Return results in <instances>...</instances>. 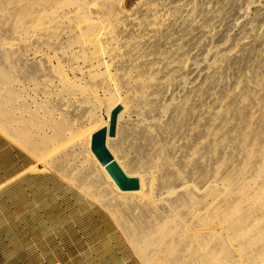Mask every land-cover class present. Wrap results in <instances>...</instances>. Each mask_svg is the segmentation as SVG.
Instances as JSON below:
<instances>
[{"label": "rangeland", "instance_id": "1", "mask_svg": "<svg viewBox=\"0 0 264 264\" xmlns=\"http://www.w3.org/2000/svg\"><path fill=\"white\" fill-rule=\"evenodd\" d=\"M0 264H264V0H0Z\"/></svg>", "mask_w": 264, "mask_h": 264}, {"label": "water", "instance_id": "2", "mask_svg": "<svg viewBox=\"0 0 264 264\" xmlns=\"http://www.w3.org/2000/svg\"><path fill=\"white\" fill-rule=\"evenodd\" d=\"M121 110L122 106L116 105L110 113L108 127H102L92 134L90 150L98 162L103 165L117 189L120 192H132L140 187L139 177L128 175L106 144L107 138L114 137L116 134L117 118Z\"/></svg>", "mask_w": 264, "mask_h": 264}, {"label": "bare ground", "instance_id": "3", "mask_svg": "<svg viewBox=\"0 0 264 264\" xmlns=\"http://www.w3.org/2000/svg\"><path fill=\"white\" fill-rule=\"evenodd\" d=\"M116 105H118V104H116ZM115 105V106H116ZM114 106V107H115ZM113 107V108H114ZM112 108V109H113ZM112 109H110L109 111H108V113H107V120L103 123V126H100L98 129H100V128H102V127H108V125H109V117H110V113H111V111H112ZM122 111V110H121ZM121 113V112H120ZM119 113V114H120ZM118 117H119V115H118ZM117 121H118V118H117ZM95 131V130H94ZM97 131V130H96ZM92 136V135H91ZM110 138H112V137H110ZM89 139H90V137H89ZM90 141V144H91V139L89 140ZM108 141H109V138H107V142H106V144H107V147H108V149H109V146H108ZM91 151V150H90ZM110 152H111V150H110ZM92 153V152H91ZM112 153V152H111ZM93 154V153H92ZM112 155L114 156V158L116 159V157H115V155L112 153ZM95 157V156H94ZM96 158V157H95ZM97 160V159H96ZM117 160V159H116ZM98 161V160H97ZM118 162H119V160H117ZM99 163V162H98ZM100 164V163H99ZM119 164H120V162H119ZM101 165V164H100ZM122 167V166H121ZM123 168V167H122ZM101 169H102V171L103 170H105L104 169V167H103V165H101ZM125 171V170H124ZM106 172V171H105ZM126 172V171H125ZM167 172V171H166ZM165 172V173H166ZM171 173L173 172V171H170ZM127 173V172H126ZM107 174V173H106ZM128 175H129V173H127ZM108 175V174H107ZM109 177V176H108ZM110 178V177H109ZM173 179V178H172ZM171 179V180H172ZM171 180H169V181H171ZM174 180V179H173ZM139 181H140V179H139ZM111 182H113L112 180H111ZM166 182H168V181H166ZM113 185L115 186V184L113 183ZM167 186V185H166ZM171 186H174V185H171ZM116 187V186H115ZM117 188V187H116ZM139 192L138 193H140L141 191H142V187H141V184H140V187H139ZM138 190H136V191H138ZM136 191H132V192H136ZM164 227H162V226H160V233H163V231H164ZM146 243H147V241H146Z\"/></svg>", "mask_w": 264, "mask_h": 264}]
</instances>
